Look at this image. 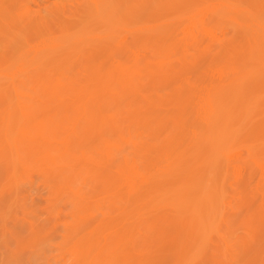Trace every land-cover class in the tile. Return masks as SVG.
Segmentation results:
<instances>
[{"label": "rangeland", "instance_id": "obj_1", "mask_svg": "<svg viewBox=\"0 0 264 264\" xmlns=\"http://www.w3.org/2000/svg\"><path fill=\"white\" fill-rule=\"evenodd\" d=\"M27 2L81 20L38 28ZM262 10L0 0V264H264Z\"/></svg>", "mask_w": 264, "mask_h": 264}, {"label": "bare ground", "instance_id": "obj_2", "mask_svg": "<svg viewBox=\"0 0 264 264\" xmlns=\"http://www.w3.org/2000/svg\"><path fill=\"white\" fill-rule=\"evenodd\" d=\"M87 1H89V0H87ZM224 1V0H223ZM34 2V1H33ZM96 2V1H95ZM256 2V1H255ZM262 2H264V0H262ZM37 4L38 5H40L41 4V2H37ZM213 4V3H212ZM216 4V3H215ZM218 4V3H217ZM95 5H96V3H95ZM214 5V4H213ZM224 5H225V3H224ZM247 5V4H246ZM207 6V5H206ZM216 6V5H215ZM89 7V6H88ZM256 7V6H255ZM261 7V6H260ZM85 8V7H84ZM83 8V9H84ZM245 8L247 9V6H245ZM21 9H22V16L20 17V18H24L23 20H22V22L24 21L25 23H29V24H35L36 26H38V28H40V27H44V29H46V27L48 28V23H53V24H56V25H61V24H66V23H68V22H71V21H75V20H77L79 17H80V14H81V7L80 6H76V7H74L71 11H68V12H66V13H64V14H62V15H57L56 13H55V11L54 12H50V15H51V17L50 16H46V15H43V14H41V13H38V12H30V5H29V2H27L26 4H23L22 5V7H21ZM63 9H64V7H63ZM62 9V10H63ZM233 9V8H232ZM87 10V9H86ZM211 10V9H210ZM210 10H209V12H210ZM248 10V9H247ZM256 10V13H257V11H258V9H255ZM261 10V9H260ZM202 11V10H201ZM206 11V10H205ZM262 11H264V10H262ZM204 12V11H203ZM97 13V12H96ZM217 13V12H216ZM247 13H249V12H247ZM205 14V13H204ZM236 14V13H235ZM255 14V13H254ZM209 15V14H208ZM105 16L107 17L108 16V11L107 12H105ZM237 16H238V14H237ZM245 16V15H244ZM247 16V15H246ZM255 18H256V16H254ZM83 18V17H82ZM226 18H227V16H226ZM229 18V17H228ZM246 18V17H245ZM80 19V18H79ZM85 19V18H84ZM83 19V20H84ZM248 19H249V16H248ZM257 19V18H256ZM81 20V19H80ZM82 20V21H83ZM245 21V20H244ZM248 22V20L246 21V23ZM253 24H254V22H252ZM251 23V24H252ZM235 24V23H234ZM245 24V23H244ZM195 25H197L196 23H195ZM247 25H249V24H247ZM194 26V25H193ZM234 26V25H233ZM237 26H239V25H237ZM242 26V25H241ZM195 27V26H194ZM210 27V26H209ZM250 27V26H249ZM255 27V26H254ZM261 27H262V25H261ZM193 28V27H192ZM196 28V27H195ZM242 28V27H241ZM244 28V27H243ZM252 28V27H251ZM250 28V30H254L255 28H252L251 29ZM43 29V30H44ZM128 29V28H127ZM194 29V28H193ZM201 29V28H200ZM239 29H240V27H239ZM245 29H246V31H248L249 29H247V26H245ZM245 29H244V31H245ZM42 31V30H41ZM183 31H184V29H183ZM194 31H196L195 29H194ZM193 31V32H194ZM199 31V30H198ZM209 31V30H208ZM243 31V32H244ZM258 31V30H257ZM207 32V31H206ZM211 32V31H210ZM209 32V35L211 34ZM184 33V32H183ZM248 33H250V31H248ZM251 33L253 34V31H251ZM250 33V34H251ZM40 34V33H39ZM204 34V33H203ZM202 34V35H203ZM222 34V33H221ZM259 34V33H258ZM50 35H53V34H50ZM209 35H207L208 37H209ZM214 35V34H213ZM194 36V35H193ZM210 36H212V35H210ZM215 36V35H214ZM41 37H42V35H41ZM52 37H55V36H52ZM51 37V38H52ZM216 37V36H215ZM43 38V37H42ZM48 38H50V37H48ZM48 38H46V39H48ZM51 38H50V40H51ZM106 39H108L109 40V38H106ZM253 39V38H252ZM50 40H49V42H50ZM246 40H247V38H246ZM44 42L46 43V42H48V40L47 41H45V39H44ZM52 42V41H51ZM57 42H59V41H57ZM57 42H54V43H50L51 45L52 44H54V45H56V43ZM64 42H66V41H64ZM67 42H70V41H67ZM70 43H73V42H70ZM247 43H249V42H247ZM257 43V42H256ZM49 44V45H50ZM58 45H57V47H53L54 45H52L51 47H53V48H56L57 49V51H58V48H60V46H59V43H57ZM63 44V43H62ZM65 44H67V43H65ZM64 44V45H65ZM69 44V43H68ZM114 44V43H113ZM119 44V43H118ZM259 44V43H258ZM41 45V44H40ZM48 45V44H47ZM47 45H45V46H47ZM64 45H62L63 46V48H64ZM70 45H72V44H70ZM42 46V45H41ZM59 46V47H58ZM184 46V45H183ZM248 46H249V44H248ZM18 47H19V45H18ZM22 46H20L19 48H21ZM43 47H44V45H43ZM49 47V46H48ZM48 47H47V50H48ZM16 48H17V46H16ZM52 48V50H54ZM63 48H60L59 50H62ZM72 48V47H71ZM120 50L121 49H123L124 47H123V44H120L119 45V47H118ZM183 48V47H182ZM26 49V48H25ZM49 49H50V47H49ZM56 49H55V51H48V52H43V55H42V57H41V63H49V62H51L52 60H56V59H59V61H60V58H61V56L63 57L64 55H63V53L62 52H57L56 51ZM110 49V48H109ZM112 49V48H111ZM33 50V49H32ZM41 50V49H40ZM184 50V49H183ZM34 51V50H33ZM38 51V50H37ZM42 51H44V50H42ZM42 51H40V52H42ZM71 51V50H70ZM66 52H68V51H66ZM34 53V52H33ZM38 53V52H37ZM36 53V54H37ZM42 54V53H41ZM69 54V53H68ZM80 55V54H79ZM28 56H29V54H28ZM27 56V57H28ZM38 57V56H37ZM31 58V57H30ZM32 60V59H31ZM59 61H58V63H59ZM253 61V60H252ZM24 62H26L25 60H24ZM35 62V61H34ZM34 62H31V63H34ZM40 62V61H39ZM55 63V62H54ZM37 65H38V62L36 63ZM33 65V67H34V64H32ZM42 65V64H41ZM40 65V66H41ZM241 65V64H240ZM262 65V64H261ZM36 66V65H35ZM248 66V65H247ZM254 66H257V65H254ZM46 67V66H45ZM45 67H43V68H41V69H44ZM48 67V66H47ZM46 67V68H47ZM50 67V66H49ZM37 68H39V66L37 67ZM33 69V68H32ZM60 69V68H59ZM213 69V68H212ZM79 70V69H78ZM77 70V71H78ZM37 71V70H36ZM76 71V70H75ZM239 71V70H238ZM43 72V71H42ZM54 72V71H53ZM51 73V72H50ZM50 73H49V75H50ZM70 73V72H69ZM203 73H205V72H203ZM207 73V72H206ZM211 73V72H210ZM215 73V72H214ZM213 73V74H214ZM235 73V72H234ZM105 74V73H104ZM244 74V73H243ZM14 75V74H13ZM52 75V74H51ZM54 75V74H53ZM205 75V74H204ZM209 75V74H208ZM211 75H212V73H211ZM218 75V74H217ZM11 76V75H10ZM213 76V75H212ZM215 76V75H214ZM237 76V75H236ZM9 77V76H8ZM207 77V76H206ZM218 77V76H217ZM216 78V77H215ZM214 78V79H215ZM218 78H220V77H218ZM236 78V77H235ZM10 79V78H9ZM13 79L14 80H17V78H16V76H14L13 77ZM45 79V78H44ZM207 79V78H206ZM211 79V78H210ZM254 79V78H253ZM195 80V79H194ZM194 80H191V81H194ZM213 80V79H212ZM211 80V81H212ZM258 80V79H257ZM199 81H200V79H199ZM230 81H232V80H230ZM52 82V81H51ZM189 83V82H188ZM192 83V82H191ZM236 83V82H235ZM242 84V83H241ZM179 85V84H178ZM180 86V85H179ZM185 87V86H184ZM210 87V86H209ZM232 87V86H231ZM230 88V87H229ZM208 89V88H207ZM208 90H210V89H208ZM52 90H50V92H51ZM206 91V90H205ZM212 91V90H211ZM201 92V91H200ZM230 92H231V89H230ZM199 93V92H198ZM3 94V93H2ZM16 94V93H15ZM204 94V93H203ZM262 94H264V93H262ZM207 95V94H206ZM16 96V95H15ZM181 96V95H180ZM198 96H199V94H198ZM203 96V95H202ZM95 98V97H94ZM197 98V97H196ZM195 98V99H196ZM203 98V97H202ZM81 99V98H80ZM96 99V98H95ZM190 99V98H189ZM200 99V98H199ZM259 99V98H258ZM185 100V99H184ZM194 100V99H193ZM201 100V99H200ZM98 101H99V99H98ZM195 101H197V100H195ZM254 101V100H253ZM256 101V100H255ZM258 101V100H257ZM177 102V101H176ZM202 102H203V100H202ZM182 103H184V101L182 102ZM185 103H186V101H185ZM190 103V102H189ZM195 103H197V102H195ZM194 103V104H195ZM201 103V102H200ZM178 104H179V102H178ZM206 104V103H205ZM254 104H255V102H254ZM8 106L10 105V104H7ZM82 106V105H81ZM178 107H179V105H177ZM197 106H198V104H197ZM207 106V105H206ZM198 107H200V105L198 106ZM208 107V106H207ZM248 107V106H247ZM19 108V107H18ZM22 108H24V107H22ZM181 108V107H180ZM203 108H204V106H203ZM30 107H25L24 108V112H30ZM95 109V108H94ZM97 109H98V107H97ZM176 109V108H175ZM178 109V108H177ZM184 109V108H183ZM197 109V108H196ZM200 109V108H199ZM201 109H202V107H201ZM207 109V108H206ZM252 109H253V106H252ZM161 110V109H160ZM192 110V109H191ZM204 110V109H203ZM209 110V109H208ZM211 110V109H210ZM154 111V110H153ZM152 111V112H153ZM162 111V110H161ZM205 111V110H204ZM203 111V112H204ZM207 111V110H206ZM27 112H26V114H27ZM84 112V111H83ZM170 112V111H169ZM201 112H202V110H201ZM202 112V113H203ZM254 112V111H253ZM98 113H99V110H98ZM147 113V112H146ZM192 113V112H191ZM208 113H209V111H208ZM238 113V112H237ZM245 113H246V111H245ZM25 114V113H24ZM207 114V112L206 113H204L203 115H206ZM20 115V114H19ZM29 115V114H28ZM88 115V114H87ZM97 115H99V114H97ZM194 115V114H193ZM245 115V114H244ZM249 115V114H248ZM8 116V115H7ZM32 116V115H31ZM88 116H90V115H88ZM101 116V115H100ZM149 116V115H148ZM202 116V115H201ZM243 116V115H242ZM145 117V116H144ZM213 117V116H212ZM252 117V116H251ZM157 118V117H156ZM205 118H207V117H205ZM204 118V119H205ZM8 119V118H7ZM6 119V120H7ZM147 119V118H146ZM167 119V118H166ZM180 119V118H179ZM203 119V118H202ZM153 120V119H152ZM164 120V119H163ZM185 120V119H184ZM242 120V119H241ZM246 120V119H245ZM82 121V120H81ZM168 121V120H167ZM166 121V122H167ZM171 121V120H170ZM170 121H169V123H170ZM174 121V120H173ZM182 121V120H181ZM202 121V120H201ZM231 121H233L234 122V120H231ZM50 122V121H49ZM102 122V121H101ZM150 122V121H149ZM198 122V121H197ZM208 122V121H207ZM78 123V122H77ZM85 123V120H84V122H83V124ZM111 123V122H110ZM187 123V122H186ZM203 123V122H202ZM216 123V122H215ZM9 124V123H8ZM91 124V123H90ZM168 124V123H167ZM166 124V125H167ZM171 124H174L173 122L171 123ZM188 124V123H187ZM207 124V123H206ZM217 124V123H216ZM6 125V127H7V124H5ZM40 125V124H39ZM45 125H46V123H45ZM77 125V124H76ZM81 126L80 127H82V123L80 124ZM87 125H88V123H87ZM170 125V124H169ZM47 126H48V124H47ZM174 126V125H173ZM33 127V126H32ZM90 127V126H89ZM161 127V126H160ZM163 127V126H162ZM217 127V126H216ZM5 128V127H4ZM46 128V127H45ZM75 128V127H74ZM96 128V127H95ZM158 128H159V126H158ZM169 128V127H168ZM173 128V127H172ZM176 128V127H175ZM204 128V127H203ZM44 130V129H43ZM42 130V131H43ZM90 130V129H89ZM88 130V131H89ZM91 130H92V128H91ZM174 130V129H173ZM172 130V131H173ZM177 130V129H176ZM46 131V130H45ZM101 131V130H100ZM114 131V130H113ZM170 131H171V128H170ZM171 131V132H172ZM12 132V131H11ZM110 132V131H109ZM120 132V131H119ZM42 133V132H41ZM84 133V132H83ZM86 133V132H85ZM89 133V132H88ZM111 133V132H110ZM108 134V133H107ZM235 134V133H234ZM119 135V134H118ZM82 136V135H81ZM85 136V135H84ZM84 136H82V137H84ZM232 136V135H231ZM234 136V135H233ZM78 137V136H77ZM81 137V138H82ZM119 137V136H118ZM121 137V136H120ZM24 138V137H23ZM126 139V138H125ZM194 139V138H193ZM11 140H13V139H11ZM23 140V139H22ZM35 140V139H34ZM46 140V139H45ZM24 141V140H23ZM31 141V140H30ZM33 141V140H32ZM41 141V140H40ZM187 141H188V139H187ZM19 142H21V140L19 141ZM42 142V141H41ZM40 142V143H41ZM192 142V141H191ZM242 142V141H241ZM11 143V142H10ZM30 143V142H29ZM43 143V142H42ZM170 143V142H169ZM214 143V142H213ZM220 143H221V141H220ZM13 144V143H12ZM25 144L26 143H24V146H25ZM219 144V143H218ZM218 144H215V145H218ZM10 145V144H9ZM15 145V144H14ZM23 145V144H22ZM27 145V144H26ZM34 146V145H33ZM232 146V145H231ZM243 146V145H242ZM245 147H246V145H244ZM243 146V147H244ZM252 146V145H251ZM11 147V146H10ZM30 147V146H29ZM41 147V146H40ZM233 147V146H232ZM242 147V148H243ZM248 147V146H247ZM46 148V147H45ZM31 149V148H30ZM66 149V148H65ZM166 149V148H165ZM256 149V148H255ZM236 150V149H235ZM239 150H242V149H239ZM47 151V150H46ZM217 151V150H216ZM227 151V150H226ZM238 151V150H237ZM237 151H235L236 153L235 154H237L238 152ZM31 152V151H30ZM42 152V151H41ZM81 152V151H80ZM243 152H244V150H243ZM242 152V153H243ZM29 153V152H28ZM225 153V152H224ZM226 153H228V152H226ZM20 154V153H19ZM18 154V155H19ZM108 154V153H107ZM229 154V153H228ZM239 154H241V153H239ZM260 154V153H259ZM30 155H31V153H30ZM42 155V154H41ZM230 155V154H229ZM238 155V154H237ZM237 155H234V156H236L237 157ZM175 156H176V154H175ZM261 156V155H260ZM224 157H225V155H224ZM226 157H228V156H226ZM230 157H231V155H230ZM14 158V157H13ZM20 158V157H19ZM36 158H38V157H36ZM186 158V157H185ZM229 158V157H228ZM232 158H234L233 156L231 157V159ZM168 159V158H167ZM226 159V158H225ZM12 160V159H11ZM19 160V159H18ZM43 160V159H42ZM170 160V159H169ZM24 161V160H23ZM228 161V160H227ZM227 161H225V162H227ZM12 162V161H11ZM212 162V161H211ZM229 162V161H228ZM37 163H38V161H37ZM213 163V162H212ZM252 163V162H251ZM242 164V163H241ZM240 164V165H241ZM245 164V163H244ZM230 165V164H229ZM240 165H234V166H238V167H243L241 170H242V172L241 173H243V171H245L244 170V167L245 166H243V164H242V166H240ZM257 165V164H256ZM164 166V165H163ZM170 166V165H169ZM212 166V165H211ZM248 165H246V167H247ZM258 166V165H257ZM260 166V165H259ZM13 167H14V165H13ZM222 167H223V165H222ZM256 167V166H255ZM261 168H264V166H260ZM219 168V167H218ZM229 168H232V167H229ZM235 168V167H234ZM161 169V168H160ZM165 169V168H164ZM163 169V170H164ZM237 169V168H236ZM239 169V168H238ZM246 169V168H245ZM249 169V168H248ZM162 170V169H161ZM187 170V169H186ZM235 170V169H234ZM233 170V171H234ZM240 170V169H239ZM240 170V171H241ZM252 170V169H251ZM250 170V171H251ZM247 171V170H246ZM245 171V172H246ZM260 171V170H259ZM261 171H264V169H261ZM166 172V171H165ZM185 172V171H184ZM236 173H238V172H236ZM251 173V172H250ZM262 173H264V172H262ZM238 174H240V173H238ZM243 174H245V173H243ZM252 174V173H251ZM260 174V173H259ZM242 175V174H241ZM76 176V175H75ZM231 183V182H230ZM208 184V183H207ZM203 187H204V185H203ZM212 188V187H211ZM212 190V189H211ZM214 190H216V189H214ZM210 202V201H209ZM212 203V202H211ZM214 203V202H213ZM217 208V207H216ZM200 217V216H199Z\"/></svg>", "mask_w": 264, "mask_h": 264}]
</instances>
